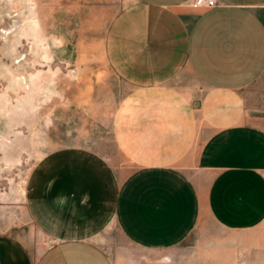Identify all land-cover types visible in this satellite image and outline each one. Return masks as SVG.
<instances>
[{"label": "crops", "instance_id": "1", "mask_svg": "<svg viewBox=\"0 0 264 264\" xmlns=\"http://www.w3.org/2000/svg\"><path fill=\"white\" fill-rule=\"evenodd\" d=\"M189 1L114 18L105 61L134 93L112 122L124 168L76 147L44 156L26 208L55 241L34 261L0 234V264H113L93 241L112 223L167 264H264V0Z\"/></svg>", "mask_w": 264, "mask_h": 264}, {"label": "rangeland", "instance_id": "2", "mask_svg": "<svg viewBox=\"0 0 264 264\" xmlns=\"http://www.w3.org/2000/svg\"><path fill=\"white\" fill-rule=\"evenodd\" d=\"M132 2L0 0V234L22 244L34 261L55 241L26 208L34 166L76 147L124 168L112 122L134 93L109 69L104 40ZM93 241L113 264H167L168 252L137 248L115 223Z\"/></svg>", "mask_w": 264, "mask_h": 264}, {"label": "built area", "instance_id": "3", "mask_svg": "<svg viewBox=\"0 0 264 264\" xmlns=\"http://www.w3.org/2000/svg\"><path fill=\"white\" fill-rule=\"evenodd\" d=\"M220 4L218 0H190L188 6L193 9H213Z\"/></svg>", "mask_w": 264, "mask_h": 264}]
</instances>
